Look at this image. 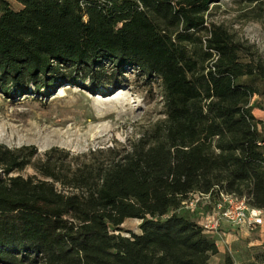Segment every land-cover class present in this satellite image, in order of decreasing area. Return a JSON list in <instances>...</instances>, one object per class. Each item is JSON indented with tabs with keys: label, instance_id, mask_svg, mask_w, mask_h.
I'll use <instances>...</instances> for the list:
<instances>
[{
	"label": "trees",
	"instance_id": "1",
	"mask_svg": "<svg viewBox=\"0 0 264 264\" xmlns=\"http://www.w3.org/2000/svg\"><path fill=\"white\" fill-rule=\"evenodd\" d=\"M14 1L0 0V92L119 84L136 68L160 79L165 117L81 154L0 143V263L218 264L216 238L184 212L189 194L264 210V118L250 103L264 62L206 24L220 0ZM27 167L36 173L13 174ZM222 264H264V249Z\"/></svg>",
	"mask_w": 264,
	"mask_h": 264
},
{
	"label": "rangeland",
	"instance_id": "2",
	"mask_svg": "<svg viewBox=\"0 0 264 264\" xmlns=\"http://www.w3.org/2000/svg\"><path fill=\"white\" fill-rule=\"evenodd\" d=\"M206 21L208 26L221 25L232 34L247 60L264 62V0L217 1L210 5ZM103 81L98 86L92 81L81 85L60 82L47 94L9 96L0 92V143L8 147L34 145L40 154L54 146L81 154L91 148L127 145L147 126L165 117L163 87L158 77L147 78L131 68L119 84ZM250 103L254 115L264 118V89ZM35 173L27 167L13 174ZM216 201V195L210 201L201 199L195 211L185 207L184 212L201 223ZM139 224L140 219L130 218L123 226L138 230ZM251 236L225 235L219 239L221 251L212 257L213 262L222 264L225 254L239 263L253 261L264 243L249 245ZM253 237L264 240V235Z\"/></svg>",
	"mask_w": 264,
	"mask_h": 264
},
{
	"label": "built area",
	"instance_id": "3",
	"mask_svg": "<svg viewBox=\"0 0 264 264\" xmlns=\"http://www.w3.org/2000/svg\"><path fill=\"white\" fill-rule=\"evenodd\" d=\"M213 196L212 192L194 191L189 194L184 205L186 208L195 211L201 199L210 201ZM223 221L238 228L245 227L248 231H254L264 224L263 209L249 206L244 197L218 191L217 201L212 211L206 214L201 224L210 232L211 230H217Z\"/></svg>",
	"mask_w": 264,
	"mask_h": 264
},
{
	"label": "crops",
	"instance_id": "4",
	"mask_svg": "<svg viewBox=\"0 0 264 264\" xmlns=\"http://www.w3.org/2000/svg\"><path fill=\"white\" fill-rule=\"evenodd\" d=\"M205 216H203V220L205 219ZM210 233L216 238L219 250L221 251V248L219 246L220 245L219 239H222L225 235H240V237H244V236H249L250 234H252L253 236L259 234V235L263 236L264 235L263 234L264 233V224L259 226L256 229V231L254 230L252 232V231H248L245 227L238 228V227L232 226L230 223H228L226 221H223L217 230H211ZM253 236L248 238L249 245H256V244L264 243V240H260L258 237H253ZM228 238H230V236H228Z\"/></svg>",
	"mask_w": 264,
	"mask_h": 264
}]
</instances>
